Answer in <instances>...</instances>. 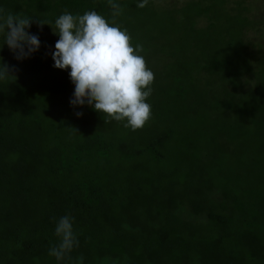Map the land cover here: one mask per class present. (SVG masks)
Listing matches in <instances>:
<instances>
[{
    "label": "trees",
    "instance_id": "1",
    "mask_svg": "<svg viewBox=\"0 0 264 264\" xmlns=\"http://www.w3.org/2000/svg\"><path fill=\"white\" fill-rule=\"evenodd\" d=\"M115 2L155 76L135 131L70 104L69 70L45 51L59 36L38 26L66 10L111 21L108 0H0L41 41L23 60L0 49L15 66L0 81V264H264V58L245 36L258 22L244 0ZM64 215L79 243L57 261Z\"/></svg>",
    "mask_w": 264,
    "mask_h": 264
},
{
    "label": "clouds",
    "instance_id": "2",
    "mask_svg": "<svg viewBox=\"0 0 264 264\" xmlns=\"http://www.w3.org/2000/svg\"><path fill=\"white\" fill-rule=\"evenodd\" d=\"M148 2L140 0L137 7H146ZM108 4L112 9L111 21L96 10H87L83 14L66 10L54 23L40 20L38 26L42 30V26L48 24L59 36L51 57L53 67L69 70V78L74 84L70 104L73 107L90 106L110 120L126 121L125 127L135 131L151 119V105L147 100L155 76L141 54L143 45H133L128 29L116 23L115 18L122 14L123 8L115 0H108ZM32 22V16L13 14L0 8V34L4 37L0 49L6 44L17 60L29 58L38 51L41 41L38 35L28 31ZM14 69L15 66L10 68L0 63V81L15 77ZM73 223L71 215L60 217L56 223L55 234L60 237V242L50 247L49 255L57 261L63 260L78 246Z\"/></svg>",
    "mask_w": 264,
    "mask_h": 264
},
{
    "label": "rangeland",
    "instance_id": "3",
    "mask_svg": "<svg viewBox=\"0 0 264 264\" xmlns=\"http://www.w3.org/2000/svg\"><path fill=\"white\" fill-rule=\"evenodd\" d=\"M188 0H153V2L160 6H179ZM247 8L246 14L258 22L254 29H249L245 33L247 36V46L250 51L249 55L253 60L264 58V0H244ZM204 19L199 20L201 25ZM55 45H49L45 51H54ZM202 74V73H201Z\"/></svg>",
    "mask_w": 264,
    "mask_h": 264
}]
</instances>
